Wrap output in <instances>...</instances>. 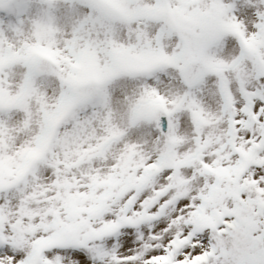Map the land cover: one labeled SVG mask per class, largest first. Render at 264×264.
<instances>
[{"label":"snow or ice","instance_id":"obj_1","mask_svg":"<svg viewBox=\"0 0 264 264\" xmlns=\"http://www.w3.org/2000/svg\"><path fill=\"white\" fill-rule=\"evenodd\" d=\"M236 9L0 0V264H264V7Z\"/></svg>","mask_w":264,"mask_h":264},{"label":"clouds","instance_id":"obj_2","mask_svg":"<svg viewBox=\"0 0 264 264\" xmlns=\"http://www.w3.org/2000/svg\"><path fill=\"white\" fill-rule=\"evenodd\" d=\"M250 0H236L237 9L236 15L241 16L242 19H246L251 22V17L244 15L245 5L249 3ZM257 6L264 7V0H256ZM232 10L228 11V15L231 16ZM210 85L204 87H197L194 91V95H199L205 102H210V97L208 95ZM160 88L163 92H175L178 90L177 81L171 77H163ZM126 89V90H125ZM123 100L121 101L125 111L130 109L141 110L144 108H151L158 106L160 101L156 100L154 97H144L141 99L138 91L132 84H128L120 89ZM171 99V98H170ZM188 97H185L183 100H177V104L183 107L188 106ZM117 100H120V97H117ZM169 107H175V105L169 103Z\"/></svg>","mask_w":264,"mask_h":264}]
</instances>
